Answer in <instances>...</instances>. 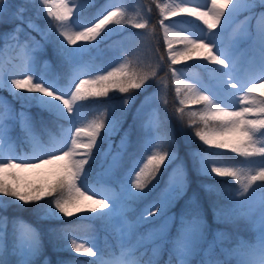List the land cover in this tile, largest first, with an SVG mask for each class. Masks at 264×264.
Wrapping results in <instances>:
<instances>
[{
	"label": "snow or ice",
	"instance_id": "obj_1",
	"mask_svg": "<svg viewBox=\"0 0 264 264\" xmlns=\"http://www.w3.org/2000/svg\"><path fill=\"white\" fill-rule=\"evenodd\" d=\"M30 3L31 0H25L23 4L13 5L0 0V25H12L10 31L0 34V39L4 40L6 46L12 44L20 49L25 64L20 73L0 74V89H8L13 98L21 103L20 110L16 111L6 100L0 101V148L5 143L11 147L8 121L15 120L24 132L26 142L32 144L35 155L30 159L36 161L29 163L22 160L18 163L15 155L11 158L0 155V264H66L63 260H52L46 251L44 233L36 224L22 217L10 218L3 214L12 204L34 206L37 221H61L63 217H72L77 213L94 215L103 221L120 241L118 255L113 251L111 258L105 259L108 253L94 250L93 241L80 243L72 238L70 242V249L75 253L95 258L91 264H160L164 252L167 259L163 264H264V195L254 207L249 205L247 211H241L249 202L250 190L254 185L264 193V94L255 95L258 87L256 81L264 84V0H204L203 4L195 7L189 6L192 0H183L175 6H165L162 10L164 16L159 21L167 48V59L163 56L159 59L173 77L178 74L174 66L189 60L204 67L215 66L211 70L221 74L213 87H204L191 98L193 104L206 105L205 111L200 114V123L195 119L189 120V126L195 128L194 136L210 148L227 149L238 154L244 158L241 162L248 165L246 168L220 167L203 152L192 150L189 153L192 168L198 175L232 177L239 184L235 195L227 198L228 203L219 200L212 202V213L217 222L235 221L241 217L251 221L259 211L257 233L253 240H237L234 247H220L218 250L217 240L222 234L216 233L212 241L207 240L209 225L195 196L190 200L194 206L181 212L178 219L175 214L168 215L169 209L186 194L189 177L187 165L179 156L173 132L167 125L166 117L157 108H152L147 121L141 124L142 128L153 133L154 150L135 172L130 187L121 185L122 200L116 193L96 198L100 194L87 182L97 154L102 164L104 158L111 154L109 169L120 166V158L131 143L133 125L124 130L116 143V152L112 150V137L121 131L134 100L132 93L151 84L156 72L152 69L130 71L127 65L121 64L103 75L79 79L78 83L70 84L67 88L59 87L55 79L48 78L44 73L36 75L33 66L38 56L41 53L47 55V51L31 32H38L47 42L52 28L44 31L26 15ZM43 3L48 5L47 15L55 22L57 35L53 55L59 56L71 68L77 65L78 57L107 39L114 28L122 30L129 23L121 8L116 6L89 25L72 19L82 7L76 0H60L57 5L59 10L55 12L49 0H43ZM241 14L245 15L239 38L251 41L250 51L258 58L254 65L258 75L245 82L237 80L233 72L235 62L231 50L236 47V42H233L231 49L225 47L217 39L216 31L222 30L226 22ZM173 17H187L190 22H200L203 26L201 34L185 35V30L173 32L170 24L165 22ZM147 26V21L134 25L137 29H146ZM130 39L135 40V37ZM44 63L48 65L50 61ZM13 75L17 78H11ZM191 87L195 89L196 85ZM110 91L128 94L122 99L120 114L116 115L105 108L102 113L104 118L86 126L77 125L73 131L71 126L81 118L83 108L100 98L109 97ZM153 99L152 96L145 97L136 110L134 121H144V109L151 105ZM184 102L182 99L181 105ZM33 107L69 122L70 127L62 141L54 139L51 144H44L35 137L34 118L30 115ZM177 112L180 113L178 119L183 129L184 109L180 108ZM192 115L195 116V113ZM105 142L107 148L103 147ZM173 164L175 167L169 175L165 195L136 215L133 205L146 195V189L151 191L156 186L162 168L167 169ZM44 165L55 166L50 184L26 190L19 185L14 170ZM204 188L209 192L214 191L210 185H204ZM89 192L92 194L89 195ZM133 216L134 219L130 218ZM156 218L162 219L160 226H155ZM169 221L175 225L174 232L169 230ZM144 225L152 226L142 231ZM47 232L56 241L52 244L53 251L65 250L63 242L71 237V230L49 227ZM106 247L112 248L111 245Z\"/></svg>",
	"mask_w": 264,
	"mask_h": 264
},
{
	"label": "rangeland",
	"instance_id": "obj_2",
	"mask_svg": "<svg viewBox=\"0 0 264 264\" xmlns=\"http://www.w3.org/2000/svg\"><path fill=\"white\" fill-rule=\"evenodd\" d=\"M149 2L152 3L153 8L158 10L160 16L159 21H160L164 16V12L162 10L165 8V6H175L176 4L182 3L183 0H149ZM59 3L60 0H50L49 4L52 6L54 12L59 10L57 8V5ZM76 3L78 5L82 4V7L78 10V15L72 17V19H78L80 22H87L90 25V23L94 22V20L98 18V16L102 14H106L108 11L113 10V6H116L121 8L123 16L126 18L127 21H129V23L122 30L118 28L113 29L112 34L108 38L116 37L118 35H119L118 38H120L117 39L114 45L110 47H108V45L106 46L107 44L106 40L108 39L107 38L103 40L97 47L90 48L87 52L83 53L80 57L77 58L78 59L77 65L75 66V68L70 67L69 73L59 74L55 72L53 69L50 68V65L52 64L51 62L50 64L45 65L44 61H48V60L41 59L43 54L41 53L38 56L37 62L33 66V71L35 72V74L40 75L41 73H44L48 78L55 79L59 87L67 88L70 84L78 83L79 79H87L90 76L103 75L105 72L111 70V68L118 67L121 64H125L128 66L129 65L137 66L138 64H140L141 61H144L145 65L148 67L147 69H142L140 67L139 71H147L148 69H152L153 71L156 72L157 79L154 81V89L145 96V97L152 96L154 97V99L151 105L144 109V112L146 114L144 121L140 119L139 120L141 121V123L146 122L148 117L151 115L152 108H157L159 110V113H161V109L166 102V97L168 92V80L166 77L169 74H171V72L168 70L167 66L163 64L159 59L160 56L158 55L156 48L153 44V39L157 33L154 29V25L152 24V20L149 14L142 7L141 1L140 0H107L102 12L91 20L83 19L80 14L85 7L92 4V1L76 0ZM203 3L204 0H192V3L189 6L195 7ZM26 15L38 20L36 25H38L40 29L44 31L48 30V28L45 29L42 28V25L47 26L48 23L46 24V22L43 20V17L37 10V6L30 5L29 11L28 13H26ZM244 15L245 14H241L236 18H234L232 21L229 22L228 26H224L222 30L221 29L216 30L217 39L221 41L225 45V47L231 49L233 42L234 41L236 42V47L231 50L232 59L235 62V68L233 72L235 78L241 82L252 80L256 75H258V73L255 71L254 68V65L258 62V58L254 55L252 51H250L251 41L244 38H239V32L242 27L241 22L244 20ZM145 21L148 22V26L146 29H137L134 27L135 23L145 22ZM165 22L170 24L171 30L173 32H179L181 30H185V35H188L189 33L200 35L201 28L203 27L200 24V22L198 21L190 22V18L187 17L184 18L173 17V18H169V20H166ZM51 24L53 27L52 33H50L47 41L50 44H52L53 38L56 37L57 35L55 32V22ZM158 26H159L160 38L163 41V30L159 24ZM76 30H79V28H76ZM31 35L34 36L36 40H38L36 38V35L33 33V31ZM131 37H135V40L130 39ZM21 38H23V33L21 34ZM43 45L46 46L45 44ZM101 46H105V47L103 48ZM12 47L13 45L9 44L8 50L7 49L6 50L10 51ZM165 54L167 57V49L165 51ZM1 56L2 55L0 52V70H2L0 71V74L9 75L11 73H20L25 67L24 57L21 50H18L16 52L13 59L9 57L1 58ZM189 64H193V65H189ZM174 67H176L178 70V74L175 77H173L171 74L175 84L178 82L177 77L179 75V72H182L186 77L191 79L190 82L192 83H189L191 86L194 84L196 85V88L194 90L195 92L198 93L199 91L204 90V87H213L216 84L217 77L221 76L220 73H215L211 70L215 66L206 67V71H204L202 69L204 66L197 64L193 60H189L187 62H181L175 65ZM11 78H17V77L13 75ZM256 82L258 84V87L256 88L255 95L264 94V84H261L259 80H257ZM127 96L122 97L115 102L108 101L104 106L102 105L96 106L93 105V103L89 104V106H87L89 110L88 111H85L84 109L82 110L81 118L78 119L75 122V124L71 126V129L74 131V127L77 125L86 126L88 123L92 121L104 118L102 116V113L104 112L105 108H108L110 112L114 111L116 114L117 111L120 110L122 99L126 98ZM145 97H143V99L138 102L135 108V113L132 114V117H134L137 114L136 110L141 106V102L145 100ZM3 100L9 102L11 106L16 110V103L14 101L13 95H11L8 89L6 88L0 89V101ZM190 100L192 101V99ZM205 109H206V105L203 104L202 107L203 112L205 111ZM90 111H91V116L89 114ZM65 122L66 125L62 129L63 135L61 136V138H63L64 135L67 134V130L70 127L69 122L68 121ZM8 125H9V135L12 138L11 147L7 143L3 144L2 148H0V155H3L5 158H11L12 155H15L17 157L18 163L22 162V160L23 162H29V163L36 162L34 159H30L35 155L32 144L30 142H27L25 145L20 143L18 136L13 133L15 132L16 128L20 126L19 123H17L15 120H11L8 121ZM34 135L39 139L41 143H44L35 132ZM142 135H143V144L141 146L142 149L141 154L138 158H136L133 161V163H131L132 165H130V167L126 169V171L123 172L120 166L115 169H109L108 162L111 159V154H110L108 157L104 158L103 164L99 163L98 171L92 175H89L87 182L88 186L100 194L96 198H103L104 194L116 193L121 197L122 200L123 193L121 191V185H123L125 188L130 187V180L134 178L135 172L139 171V168L143 165L144 162H146L147 156L151 155L152 150H154L155 141L152 140L153 133L147 128H142ZM146 141L148 142L146 143ZM51 143L52 141L44 144H51ZM107 146L108 145L106 143L105 148H107ZM112 150L113 152L118 151L114 143ZM226 150L227 149L220 150L215 148L214 152L223 153ZM205 155L215 160L217 162L216 166H220V167L235 166L237 168L248 167L247 164L241 162L244 159L243 157H241L239 160L226 162L224 161L223 158L215 157L208 154ZM174 167L175 164H173V166H171L170 170L168 171V177H167L168 180H169V175L170 173H172ZM54 170H55L54 165H44L40 168L16 169L14 171L17 172V182L23 189L26 190L28 188L35 186L48 185L54 178L53 177ZM168 180H166L167 184H168ZM167 184L154 200L162 198L165 195L164 190L166 189ZM235 191L236 189L227 192L223 195V199L225 200L224 203H228L227 198L229 196H234ZM250 193L251 195L249 198V202L246 203L245 208L241 209V211H247L249 205L254 207L261 198V195L257 192V190L254 187L252 190H250ZM88 194L91 195L92 193L89 192ZM188 194L189 193L186 192L184 197L179 201H177L176 207H177V211L180 212V214L181 212L187 211L188 209L194 206L193 204L190 203V200L195 195L189 194L191 196L187 197ZM3 214L9 216L5 212ZM172 214L175 213L173 211L168 213L169 216H171ZM77 215L81 216L82 218H95L94 215H90L86 213H77L74 216ZM259 218H260L259 211L257 210L256 213L253 215L251 221L247 218L241 217L235 221H224V222L222 221V223L240 225L237 227V232H244L243 228H248L250 226L254 235H256L257 233L256 225L259 222ZM162 222H163L162 219L159 218L157 221H155V226H160ZM151 226L152 225H147V229ZM168 227L170 231L172 232L175 231V225L173 224L172 221L168 222ZM240 228H242V230ZM147 229L144 230L143 227L142 231H147ZM216 233L222 234V236L217 240V246L224 245L225 248L235 246V244L229 243L228 245L225 243V241L227 240H225L226 236L225 234H223L222 231L214 232L209 229L207 234V240L212 241L215 238ZM99 235L101 236L100 240H99ZM72 238L77 239V241L80 243H87L88 241H93L95 245L94 250L99 249L100 241L101 243L104 242L105 246L110 245L112 243V238L115 239L117 245H119L120 243V241L116 238L115 234L112 231L108 233L102 232L101 230L95 229L93 227L90 228L89 232L86 235H71V237L67 241H65L67 246H70V242ZM113 251H114L113 248H111L108 251V255H105L104 258L110 259L111 253ZM115 254L116 255L119 254V247H118V252H115ZM81 255L83 257L85 256L89 257L86 254H81ZM77 264H84V263L82 260H79Z\"/></svg>",
	"mask_w": 264,
	"mask_h": 264
},
{
	"label": "trees",
	"instance_id": "obj_3",
	"mask_svg": "<svg viewBox=\"0 0 264 264\" xmlns=\"http://www.w3.org/2000/svg\"><path fill=\"white\" fill-rule=\"evenodd\" d=\"M6 0V3H11L13 5H18L25 3V0ZM143 3L147 2L149 0H142ZM105 0H93V4L85 8V10L82 12L84 15L83 17L86 19H92L97 13H99L104 6ZM30 4H37L38 10L41 11L43 3L41 0H31ZM259 11V10H258ZM155 17V16H154ZM43 19L47 23H52L53 20L51 17H49L47 14H43ZM50 25V24H48ZM12 25L10 23L8 24H3L0 25V34L10 31ZM56 37L53 38L52 41V50L56 46ZM0 46L3 49L2 52V57L7 55L12 56V48L9 52H6L7 46L5 45L4 40H0ZM158 52L160 53L161 56L165 58V48L160 45H158ZM50 60L52 62V65L56 68L57 71H59L61 74L68 72L69 66L65 65L62 61V59L59 56L53 55L50 53ZM166 60V59H165ZM133 71V70H130ZM181 79H179L178 85L177 86H170L169 85V95H168V102L166 104V107L164 108L163 115L166 117L167 120V125L168 127L172 130L173 135L175 137L176 144L178 145V150H179V156L184 160L185 164L187 165L188 168V177H189V189H192L196 193V197L198 199L199 205L203 208L206 216V219L210 222L211 226L216 229L217 227H225L230 236L232 237H241L243 235V232H234V225L232 224H224L221 222H217L213 216L212 213V208L211 204L213 201L219 200L221 203H223V198L221 197L220 193L218 192L219 190H229L233 187H235L238 183L235 181L234 178L232 177H212V176H206V175H198L196 171L192 168L191 165V159L189 156V153L192 150L200 151L204 150L206 153L212 154L214 151V148H210L207 145H203L202 142L198 140L194 136L195 128L189 126V120L190 119H195L197 123H200V114L202 113V110L199 108L201 107L202 103L200 104H193L190 105L187 103L188 100V95H192L194 93L192 91V87L189 83L191 79L186 77L184 74H180ZM170 78V76H169ZM154 80V79H153ZM177 89L180 91L178 92ZM148 89H142V90H136L138 96H141L143 93H145ZM190 92H192L190 94ZM197 95L198 93L195 92ZM125 94H120L118 92L113 93L110 91L109 97L105 98H100L98 101L94 102L96 103H102L106 104L108 101H116L120 97H122ZM196 95V96H197ZM193 96V95H192ZM184 100V104L181 105L180 101ZM16 103V109L19 110L21 107V103L17 100H15ZM89 105V104H87ZM183 108V123L185 127L181 129V121L178 119L180 113L177 112L178 109ZM131 112L132 108H130L127 111L126 119L123 121V125L121 128V131H123V128L127 126V123L129 122V119L131 118ZM195 113V116L192 114ZM120 114V110L116 115ZM30 115L34 118V129L35 131L41 136L42 139H47L49 134L51 132H57L59 125L63 124L61 120H58L53 114H49L46 112H40L37 108L33 107L30 110ZM201 127H204L202 124L200 125ZM16 131L20 135V140L22 142H25V134L21 130V128L16 129ZM23 132V133H22ZM136 133V132H135ZM135 133H132V148L130 150L131 153L135 152L137 150V140ZM120 135V133L118 134ZM117 135L113 136L112 138L115 139ZM227 152L225 157H230L234 158V155H230ZM218 156V154H215ZM99 154H97L98 158ZM124 165H127V161L124 159ZM95 162L92 167H91V173L93 174L95 171ZM170 167V166H169ZM169 169V168H167ZM167 169L161 170L162 174L158 177V182H156V186L149 191L148 189L145 190L146 195L142 198L136 201L135 208H138L139 210V202H144L147 203V201L152 198L157 191L165 184L166 177H167ZM51 183V182H50ZM49 183V184H50ZM260 182H257L259 184ZM204 185H214L215 187L213 188L214 191H206L204 188ZM229 185V187H227ZM257 186V185H256ZM258 187V186H257ZM259 188V187H258ZM260 189V188H259ZM222 190V191H223ZM261 190V189H260ZM50 199V198H48ZM143 200V201H142ZM43 203V201L41 202ZM175 205V204H174ZM33 207L34 206H18L16 204H12L7 208V213L10 217H22L23 219L36 224L41 231L44 233V239L46 243V251L48 254L51 256L52 260L55 261L57 259L63 260L66 262V264H74L78 261V259L81 257L79 255H76L74 251L70 249V246H67V244L64 242L65 245V250L59 251V252H54L52 248V244L55 243L54 237H52L48 232L47 229L49 227H55V228H68L72 232L82 234L84 233L89 225H94L99 228H106L107 226L105 223L101 220L98 219H91V220H85L81 216H72V217H63L61 221H37L34 212H33ZM175 209V206L171 207L169 209L172 210ZM224 222V221H223ZM167 259V253L164 252L161 256V260ZM160 260V261H161ZM86 261L92 262L93 260H88Z\"/></svg>",
	"mask_w": 264,
	"mask_h": 264
},
{
	"label": "bare ground",
	"instance_id": "obj_4",
	"mask_svg": "<svg viewBox=\"0 0 264 264\" xmlns=\"http://www.w3.org/2000/svg\"><path fill=\"white\" fill-rule=\"evenodd\" d=\"M228 24H229V22H226L225 26H228ZM54 139L57 140L56 138H54ZM54 139H53V140H54ZM98 191H99V190H98Z\"/></svg>",
	"mask_w": 264,
	"mask_h": 264
}]
</instances>
